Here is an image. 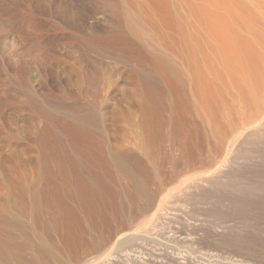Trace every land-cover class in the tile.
I'll return each instance as SVG.
<instances>
[{"label": "bare ground", "instance_id": "6f19581e", "mask_svg": "<svg viewBox=\"0 0 264 264\" xmlns=\"http://www.w3.org/2000/svg\"><path fill=\"white\" fill-rule=\"evenodd\" d=\"M255 139L264 171V0H0V264H107Z\"/></svg>", "mask_w": 264, "mask_h": 264}, {"label": "rangeland", "instance_id": "374dc122", "mask_svg": "<svg viewBox=\"0 0 264 264\" xmlns=\"http://www.w3.org/2000/svg\"><path fill=\"white\" fill-rule=\"evenodd\" d=\"M47 29L43 32L50 35L49 27ZM52 43L48 44L56 49L49 47L53 57L48 67L63 72L69 51ZM104 65L108 90L112 93L109 103L114 104L119 96L112 90L117 67L110 59H104ZM39 79L35 69L30 80L35 84ZM260 151L255 139L252 145L243 148V155L248 159L228 172L227 181L233 186L219 184L207 189L205 197L196 193L180 197L150 229L146 242L139 248L125 250L107 264H264V190L249 192L242 187L249 181L257 185L264 175L258 157ZM211 155L215 156L216 152L207 149L202 152L204 160ZM180 170V166H176L177 179L173 185L192 179L199 171L192 168L180 173Z\"/></svg>", "mask_w": 264, "mask_h": 264}]
</instances>
